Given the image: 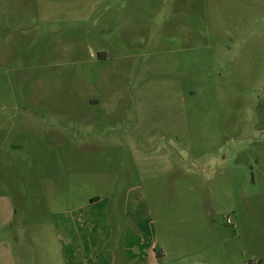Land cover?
<instances>
[{
    "label": "rangeland",
    "instance_id": "1",
    "mask_svg": "<svg viewBox=\"0 0 264 264\" xmlns=\"http://www.w3.org/2000/svg\"><path fill=\"white\" fill-rule=\"evenodd\" d=\"M257 262L264 0H0V264Z\"/></svg>",
    "mask_w": 264,
    "mask_h": 264
},
{
    "label": "crops",
    "instance_id": "2",
    "mask_svg": "<svg viewBox=\"0 0 264 264\" xmlns=\"http://www.w3.org/2000/svg\"><path fill=\"white\" fill-rule=\"evenodd\" d=\"M100 199L101 198H99L97 196L96 197H91L90 202L92 204H94V203L95 204H97V203L99 204ZM104 218H105V222H106V229H109L110 221L108 220V217L107 218L104 217ZM73 224H74V222H73V214L71 212L69 213L68 210L61 209L60 214H58V216H57V224H56L57 229L58 230L59 229L65 230V229L73 228L74 227Z\"/></svg>",
    "mask_w": 264,
    "mask_h": 264
},
{
    "label": "built area",
    "instance_id": "3",
    "mask_svg": "<svg viewBox=\"0 0 264 264\" xmlns=\"http://www.w3.org/2000/svg\"><path fill=\"white\" fill-rule=\"evenodd\" d=\"M227 224H228V225H233V224H234L231 218H228V220H227Z\"/></svg>",
    "mask_w": 264,
    "mask_h": 264
},
{
    "label": "trees",
    "instance_id": "4",
    "mask_svg": "<svg viewBox=\"0 0 264 264\" xmlns=\"http://www.w3.org/2000/svg\"><path fill=\"white\" fill-rule=\"evenodd\" d=\"M254 264H263L262 262H257V263H254Z\"/></svg>",
    "mask_w": 264,
    "mask_h": 264
}]
</instances>
